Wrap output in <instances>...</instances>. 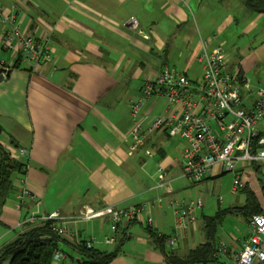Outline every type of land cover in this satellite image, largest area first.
<instances>
[{"label":"crops","instance_id":"obj_1","mask_svg":"<svg viewBox=\"0 0 264 264\" xmlns=\"http://www.w3.org/2000/svg\"><path fill=\"white\" fill-rule=\"evenodd\" d=\"M237 1L0 0L4 12L0 35L16 26L26 36L45 40L52 50L48 62L22 63L0 79L3 144L29 162L27 175L17 182L4 207L0 249L23 231L31 216L59 212L71 220L85 206L97 210L146 206L144 213L120 225L115 234L108 219L66 225L68 242L91 241L107 252L115 251L125 233L122 253L111 264H166L151 242L148 217L160 236L177 239L167 247L179 257L205 243L204 219L216 213L204 214L200 194L187 198L203 201L195 221L176 228L174 204L181 202V191L190 186L182 158L188 143L158 131L147 136L144 148L132 153L131 109L144 83L155 80L164 68L185 73L188 65L183 66V61L201 68L198 57L203 41L213 48L227 31L241 27L242 33L249 34L264 22V14L238 8ZM7 16L10 22L5 21ZM226 54L232 71L247 78L251 70L247 59L240 55L232 60ZM0 58L10 60L11 54L0 48ZM164 108L162 98L145 102L142 114L149 115L145 124ZM259 167L241 163L238 174L243 177L248 171L247 181ZM226 174L223 166L216 165L201 183L212 188L220 182L221 186ZM23 192L35 199L22 196ZM246 233L229 239L217 235V261L212 264H233ZM110 236L115 243L105 241Z\"/></svg>","mask_w":264,"mask_h":264},{"label":"built area","instance_id":"obj_2","mask_svg":"<svg viewBox=\"0 0 264 264\" xmlns=\"http://www.w3.org/2000/svg\"><path fill=\"white\" fill-rule=\"evenodd\" d=\"M4 16L0 8V18ZM10 22L7 16L5 21ZM135 22H132V25ZM136 25V24H135ZM134 25V26H135ZM216 41V37L213 38ZM2 52L11 54V59L0 58V79H6L17 65L40 64L48 62L52 50L45 40L26 36L14 26L12 30L0 35ZM202 74L193 80L175 68L166 67L155 80H147L141 97L132 105L131 116L134 120L130 136V151L137 152L146 145V138L151 134L164 131L169 137H179L188 143L183 156V175L188 180L198 183L212 175L213 168L221 165L227 172L234 173L241 163L258 164L264 178V87L251 99V92L244 97L243 92L251 89L250 81L243 78L239 71H232L223 44L211 48L208 41H203L202 52L198 57ZM162 98L165 101L163 113L150 120L143 115L145 102ZM146 155L153 156L151 150ZM161 175L164 169L161 168ZM243 184L234 178L233 190ZM23 192L22 196H27ZM35 199L34 196L28 195ZM203 207V201H183L176 203V228L182 229L193 223L196 211ZM146 211V206L121 209L107 207L94 209L85 206L76 217L67 219L59 212L50 215L35 216L24 223L36 224L38 221L53 220L60 223L54 230L66 236V225L71 221H91L111 217L117 230V224L139 217ZM147 224L154 227L151 217ZM108 244L116 241L114 236L106 237ZM175 237L168 238L170 246L176 244ZM65 254L57 251L54 260H64ZM233 264H264V214L255 215L248 220L246 238L242 250Z\"/></svg>","mask_w":264,"mask_h":264},{"label":"trees","instance_id":"obj_3","mask_svg":"<svg viewBox=\"0 0 264 264\" xmlns=\"http://www.w3.org/2000/svg\"><path fill=\"white\" fill-rule=\"evenodd\" d=\"M243 1L245 6L251 12L255 14H264V0ZM3 132L4 129L0 123V225L2 223L3 210L9 197L16 191L17 182L25 178L29 168L28 159L18 158L14 152L3 144ZM263 134L264 133H261V135ZM239 168L240 167L234 172V178L238 177L243 186L236 191L233 190V193L241 191L246 198L245 204L243 206H236L226 210L219 209L214 216L205 217V243L198 245L185 257H179L172 250H168V237L160 236L156 230L152 229V227H148L147 231L150 234L151 242L164 256L166 264L215 263L217 261L215 255L218 249V227L226 220V218L229 215L242 216L246 218L248 224V220L251 217L264 214V178L261 166L259 167L260 169L256 168V174L245 182L243 177L238 174ZM210 176H208V178ZM208 178H205L198 183H201ZM174 205L176 209V203ZM107 207L116 206H106L103 208ZM135 207L142 208L144 206ZM137 218L135 216V218L129 219L127 222L123 221L117 224L116 232L120 225H123L124 223L128 224ZM103 219H108L111 227L114 224L111 217ZM59 225L60 223L53 220L38 221L36 224L24 223L23 231L0 249V264H4L5 262H8V264H56L54 255L57 251H62L65 254V258L68 257L76 260L78 264H111L122 253L123 245L127 240V237L123 232L124 234L119 239L115 251H102L95 248L91 241L75 240L74 242H68L64 235L59 234L54 230ZM116 232L113 233L115 234ZM62 246L68 248L70 251H65V248H62ZM64 261L61 264H66Z\"/></svg>","mask_w":264,"mask_h":264},{"label":"rangeland","instance_id":"obj_4","mask_svg":"<svg viewBox=\"0 0 264 264\" xmlns=\"http://www.w3.org/2000/svg\"><path fill=\"white\" fill-rule=\"evenodd\" d=\"M236 3L238 8H244L245 6L243 0H238ZM218 41L223 44L226 52L230 54L232 60H235L236 56L240 55L244 60L247 59L251 70L245 75L250 81L251 89L249 91L245 90L243 94L245 97L251 92V99L254 98L258 90L264 87V22L259 24V26L249 34L242 33L241 27L234 31H227L221 39L218 37ZM252 53H254V55H252ZM186 62L187 61L182 62L183 66L185 64L188 65L185 68V73L191 79L197 77L199 78L202 74L200 66H198L197 63H193V61H188V64ZM174 64L175 63H173V65ZM173 142H177V140H174ZM183 142L185 141L183 140ZM258 164L260 165V163ZM249 176L250 174L248 171L243 173V180L247 179ZM234 177V173H228L225 175L221 186L220 182H217L212 188H209L206 185L204 186L202 183H193L192 181L187 180L190 186L181 191V201H183V198L188 201L189 199L187 198H194L200 194L199 196H201L204 200L205 209L203 212L205 215H214L219 208L226 210L236 206H243L246 200L245 195L241 191L232 193ZM247 227L248 224L246 218L242 216L229 215L219 227L218 236L221 234L223 237L228 239L229 236L232 235L241 236L246 233ZM112 247V245H109V249ZM65 251L69 252L70 250L65 248ZM64 260L55 263L61 264ZM64 262L66 264H78L76 260L70 258H67ZM4 264H8V262H5Z\"/></svg>","mask_w":264,"mask_h":264}]
</instances>
